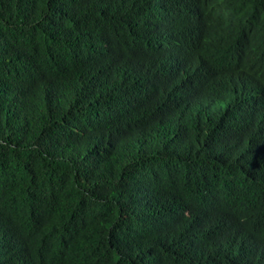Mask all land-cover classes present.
Instances as JSON below:
<instances>
[{"label":"trees","instance_id":"trees-1","mask_svg":"<svg viewBox=\"0 0 264 264\" xmlns=\"http://www.w3.org/2000/svg\"><path fill=\"white\" fill-rule=\"evenodd\" d=\"M65 263L264 264V0H0V264Z\"/></svg>","mask_w":264,"mask_h":264},{"label":"bare ground","instance_id":"bare-ground-1","mask_svg":"<svg viewBox=\"0 0 264 264\" xmlns=\"http://www.w3.org/2000/svg\"><path fill=\"white\" fill-rule=\"evenodd\" d=\"M151 1V0H150ZM172 1V0H171ZM170 6V5H169ZM143 16V15H142ZM137 17V16H136ZM135 17V18H136ZM133 20H135V19H133ZM161 24H162V22H161ZM136 28V27H135ZM138 28V27H137ZM155 28V27H154ZM153 28V29H154ZM160 29V28H159ZM161 37V36H160ZM151 47V46H150ZM60 75V74H59ZM92 75V74H91ZM90 75V76H91ZM88 76H89V74H88ZM6 79V78H5ZM169 80V79H168ZM100 89V88H99ZM140 90V89H139ZM119 96V95H118ZM96 99V98H95ZM88 100V99H87ZM110 101V100H109ZM116 101V100H115ZM82 103V102H81ZM110 103V102H109ZM76 105V104H75ZM5 110V109H4ZM125 115V114H124ZM125 117V116H124ZM114 122V121H113ZM129 129V128H128ZM28 153V152H27ZM26 156V155H25ZM31 156V155H30ZM30 156H28V157H30ZM27 158V157H26ZM79 158V157H78ZM28 159V158H27ZM24 162V161H23ZM47 170V169H46ZM13 171H14V169H13ZM247 190V189H246ZM178 205V204H177ZM183 221V220H182ZM185 226V225H184ZM182 235V234H181ZM76 251H78V250H76ZM61 261V260H60ZM95 262V261H94ZM98 262V261H97ZM66 264V263H65ZM109 264V263H108Z\"/></svg>","mask_w":264,"mask_h":264},{"label":"rangeland","instance_id":"rangeland-1","mask_svg":"<svg viewBox=\"0 0 264 264\" xmlns=\"http://www.w3.org/2000/svg\"><path fill=\"white\" fill-rule=\"evenodd\" d=\"M226 105H227V104L225 103V104H224V107H225V108H226ZM218 107H219V105H218Z\"/></svg>","mask_w":264,"mask_h":264},{"label":"clouds","instance_id":"clouds-1","mask_svg":"<svg viewBox=\"0 0 264 264\" xmlns=\"http://www.w3.org/2000/svg\"><path fill=\"white\" fill-rule=\"evenodd\" d=\"M231 102V101H230Z\"/></svg>","mask_w":264,"mask_h":264}]
</instances>
